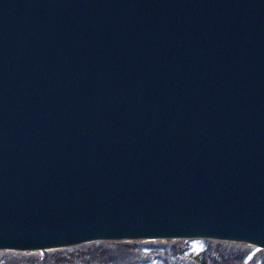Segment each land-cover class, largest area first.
Wrapping results in <instances>:
<instances>
[{"label":"water","instance_id":"obj_1","mask_svg":"<svg viewBox=\"0 0 264 264\" xmlns=\"http://www.w3.org/2000/svg\"><path fill=\"white\" fill-rule=\"evenodd\" d=\"M264 248V0H0V250Z\"/></svg>","mask_w":264,"mask_h":264},{"label":"trees","instance_id":"obj_2","mask_svg":"<svg viewBox=\"0 0 264 264\" xmlns=\"http://www.w3.org/2000/svg\"><path fill=\"white\" fill-rule=\"evenodd\" d=\"M0 264H264V249L211 239L95 241L49 251L0 250Z\"/></svg>","mask_w":264,"mask_h":264},{"label":"rangeland","instance_id":"obj_3","mask_svg":"<svg viewBox=\"0 0 264 264\" xmlns=\"http://www.w3.org/2000/svg\"><path fill=\"white\" fill-rule=\"evenodd\" d=\"M176 240H179V239H176ZM189 240V239H188ZM194 240H198V239H194ZM211 240H213V239H211ZM99 241H118V240H99ZM120 241V240H119ZM136 241H139V240H136ZM155 241H175V240H155ZM93 242H95V241H93ZM230 242V241H229ZM88 243H90V242H88ZM237 243H242V242H237ZM84 244V243H83ZM194 244V246L196 247L197 245H196V243L194 242L193 243ZM245 244H247V243H245ZM80 245V244H79ZM247 245H250V244H247ZM253 246V245H252ZM72 247V246H71ZM254 247H256V246H254ZM65 248H67V247H65ZM258 248V247H257ZM60 249V248H59ZM260 249H264V248H260ZM49 251V250H48Z\"/></svg>","mask_w":264,"mask_h":264}]
</instances>
